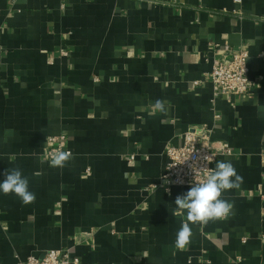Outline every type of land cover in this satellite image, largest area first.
Instances as JSON below:
<instances>
[{
  "label": "crops",
  "instance_id": "obj_1",
  "mask_svg": "<svg viewBox=\"0 0 264 264\" xmlns=\"http://www.w3.org/2000/svg\"><path fill=\"white\" fill-rule=\"evenodd\" d=\"M224 43L248 51L254 83L231 101L206 78ZM196 126L243 182L181 250L189 188L154 185ZM60 135L63 167L44 157ZM13 168L36 199L0 193V264L60 249L79 264H264V0H0V182Z\"/></svg>",
  "mask_w": 264,
  "mask_h": 264
},
{
  "label": "built area",
  "instance_id": "obj_2",
  "mask_svg": "<svg viewBox=\"0 0 264 264\" xmlns=\"http://www.w3.org/2000/svg\"><path fill=\"white\" fill-rule=\"evenodd\" d=\"M233 1L238 5L243 2V0ZM213 51L214 55L209 59L211 71L206 74V78L212 83L214 98L223 97L231 101L234 97L248 94L254 86L249 78L248 51L241 46H232L229 43L216 45ZM62 54L67 56L64 51ZM210 137L211 131L206 126H196L184 133L180 147H167L165 170L160 177V183L154 187H163L167 192L173 188H190L197 179L193 170L202 177L204 171L214 169V163L221 152L232 154L227 145H224L222 149L216 148L211 143ZM47 145L44 157L48 161H51L55 153L66 152L69 156L71 155L64 135L49 138ZM79 263L80 260L77 257H72L68 250L63 249L50 250L42 258L29 257L26 262V264Z\"/></svg>",
  "mask_w": 264,
  "mask_h": 264
},
{
  "label": "clouds",
  "instance_id": "obj_3",
  "mask_svg": "<svg viewBox=\"0 0 264 264\" xmlns=\"http://www.w3.org/2000/svg\"><path fill=\"white\" fill-rule=\"evenodd\" d=\"M155 108L163 111L164 102L157 100ZM68 157L66 152L55 153L51 157V165L63 167ZM193 172L197 179L186 193L177 195L174 202L176 207L173 212L176 215L186 214V220L182 221L174 243V246L181 250L190 242V225L223 220L231 214L233 204L222 199V194L227 190L239 188L243 182V178L230 161H217L215 168L204 171L202 177L196 170ZM4 176L3 182H0V193L15 195L25 205L34 202L35 193L29 190L28 178L22 175L20 169H6Z\"/></svg>",
  "mask_w": 264,
  "mask_h": 264
}]
</instances>
